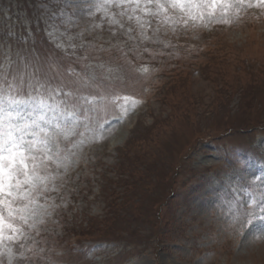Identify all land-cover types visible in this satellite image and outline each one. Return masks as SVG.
<instances>
[{
	"label": "rangeland",
	"instance_id": "obj_1",
	"mask_svg": "<svg viewBox=\"0 0 264 264\" xmlns=\"http://www.w3.org/2000/svg\"><path fill=\"white\" fill-rule=\"evenodd\" d=\"M203 2L0 0L15 123L67 129L76 117L49 89L65 100L89 69L123 82L57 134L40 173L55 179L33 193V227L6 220L27 239L0 231V264H264L261 220L245 215L264 206V0Z\"/></svg>",
	"mask_w": 264,
	"mask_h": 264
},
{
	"label": "snow or ice",
	"instance_id": "obj_2",
	"mask_svg": "<svg viewBox=\"0 0 264 264\" xmlns=\"http://www.w3.org/2000/svg\"><path fill=\"white\" fill-rule=\"evenodd\" d=\"M193 2L194 0H172L171 6L179 7L183 12L185 8H191ZM197 2L199 3V0ZM217 2L218 0H211V4ZM199 6L209 7L210 5L204 0ZM76 75L75 81L68 82L74 86V89L70 88L64 93L65 100H56L58 90L49 89L48 92L57 108L60 107V104H66L68 115L76 117V120H73L72 125H69L67 129L62 128L59 124H53L56 115L52 117V120H46L43 116L39 118L45 125L51 126V132L49 127H44L35 120L31 124L15 123L19 112L13 108V105L18 101L3 97L7 103H0V114H2L0 122L7 121V123H0V205H3L7 211V218L0 215V231L4 228L10 229L12 235L6 237L8 240H21V238L26 240L27 236L23 227H15L13 223H7V219L19 220L22 222V226L33 227V224H29V219L36 216L37 213L29 205L35 204L33 193L36 192L38 185L55 179L53 176L40 173L41 171L48 173L47 162L53 156H58L60 147L57 134L62 133L65 139L71 136L75 123L79 119H91L93 113L111 103L115 90L123 84L122 81L117 83L120 80L119 77L111 75L103 76L98 81L97 75L91 69L83 75ZM20 80L23 83V76L20 77ZM3 86L4 83L0 81V90L3 89ZM31 86V82H29V87ZM8 87H13L11 82L8 83ZM43 87V84L38 85L37 92L39 93V89ZM81 112L83 116H77V113ZM41 133L48 139L40 140ZM38 144H43L44 147L38 148ZM57 166L59 167V165ZM13 205L16 207L13 208ZM245 215L250 226H255V220L260 219L259 227L264 229V206L260 208L259 213L246 211ZM23 246V242H21L20 247Z\"/></svg>",
	"mask_w": 264,
	"mask_h": 264
}]
</instances>
